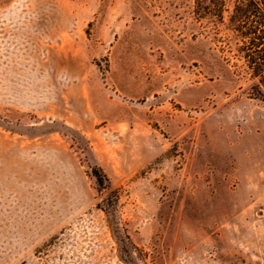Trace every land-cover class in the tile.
<instances>
[{
	"label": "rangeland",
	"instance_id": "obj_1",
	"mask_svg": "<svg viewBox=\"0 0 264 264\" xmlns=\"http://www.w3.org/2000/svg\"><path fill=\"white\" fill-rule=\"evenodd\" d=\"M228 4V8H230ZM194 0H0V264H264V103Z\"/></svg>",
	"mask_w": 264,
	"mask_h": 264
},
{
	"label": "trees",
	"instance_id": "obj_2",
	"mask_svg": "<svg viewBox=\"0 0 264 264\" xmlns=\"http://www.w3.org/2000/svg\"><path fill=\"white\" fill-rule=\"evenodd\" d=\"M226 12L237 38L236 54L250 82L248 96L264 103V0H194V14L199 19L222 22ZM91 175L98 193H106L100 210L105 214L117 257L122 264H148L144 251L134 245L126 231L119 211L118 191L110 188L101 170L93 169Z\"/></svg>",
	"mask_w": 264,
	"mask_h": 264
}]
</instances>
